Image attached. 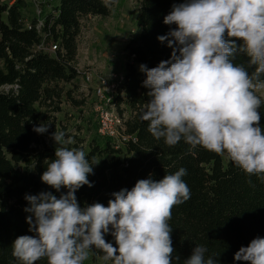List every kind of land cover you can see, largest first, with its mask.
<instances>
[{
  "label": "trees",
  "instance_id": "1",
  "mask_svg": "<svg viewBox=\"0 0 264 264\" xmlns=\"http://www.w3.org/2000/svg\"><path fill=\"white\" fill-rule=\"evenodd\" d=\"M115 1L57 0L49 12L27 20L25 0H0V264H20L12 255L13 241L21 235L35 236L26 220L31 214L24 211L29 206L25 196L51 191L59 198L68 191L50 188L41 175L55 158L57 146L51 135L60 130L57 114L62 112L64 98L77 106L85 104L65 88L81 75L77 67L81 20L108 17ZM181 2L139 0V33L126 44L123 79L117 82L112 102L120 115H125L129 138L116 147L107 137L103 144L93 139L86 145L79 126L76 133L69 134L72 143L65 147L83 150L91 164L97 163L88 176L93 186L84 185L75 195L82 207L97 202L107 206L114 192L131 190L150 174L151 179L160 180L184 168L187 174L182 179L191 195L172 208L173 264H183L196 245L206 247L205 258L215 257L217 264H246L235 261L234 254L252 239L264 238V178L249 176L226 154L193 148L183 139L168 146L164 138H154L149 122L141 119L150 98L149 89L143 86L146 74L139 66L152 68L171 58L167 40L162 43L157 37L176 28L163 21L173 4ZM233 62L249 73L254 71L242 53H237ZM259 111L264 128L263 98ZM41 122L51 124L44 134L33 131ZM105 239L116 246L111 226ZM90 255L102 258L103 253L94 249ZM36 264H47V259Z\"/></svg>",
  "mask_w": 264,
  "mask_h": 264
},
{
  "label": "clouds",
  "instance_id": "2",
  "mask_svg": "<svg viewBox=\"0 0 264 264\" xmlns=\"http://www.w3.org/2000/svg\"><path fill=\"white\" fill-rule=\"evenodd\" d=\"M164 24L176 25L167 35L171 58L156 67L139 66L146 74L143 86L150 98L141 114L149 132L168 146L182 139L195 148L228 158L249 176L264 178V128L260 126L264 89V0H183L173 4ZM242 41V43H237ZM237 53L248 57L249 71L233 61ZM40 123L33 131L48 132ZM55 158L41 181L55 189L26 195V220L32 235L13 241L12 255L20 264H84L93 250L110 264H173L174 248L169 221L172 208L190 199L180 168L160 180H138L131 190L114 192V199L81 206L75 195L92 165L83 150L68 148L72 140L63 130L51 135ZM115 245L105 239L110 232ZM207 248L196 245L183 264H217L205 258ZM179 261V256H175ZM235 261L264 264V238L256 237L234 254Z\"/></svg>",
  "mask_w": 264,
  "mask_h": 264
},
{
  "label": "rangeland",
  "instance_id": "3",
  "mask_svg": "<svg viewBox=\"0 0 264 264\" xmlns=\"http://www.w3.org/2000/svg\"><path fill=\"white\" fill-rule=\"evenodd\" d=\"M25 1L26 6L23 13L27 20L49 12L57 2V0ZM139 7V0H116L110 6L108 17L87 16L82 18L81 32L77 38V67L81 75L73 83L66 84L65 88L73 92L72 97L75 100L84 99L85 104L77 106L71 99L64 98L61 105L62 112L57 114V118L60 122L59 128L66 133L67 138L72 140L69 134L76 133L79 126L81 128L79 136L85 139L86 145L93 139L100 144L105 142L106 139L98 132L93 87L98 85L100 75L120 76L123 73L127 60L126 44L139 33L136 23ZM83 73L91 75V82H87ZM257 94L264 99V89L259 90ZM84 264L110 263L103 261L100 257L94 258L90 255Z\"/></svg>",
  "mask_w": 264,
  "mask_h": 264
},
{
  "label": "built area",
  "instance_id": "4",
  "mask_svg": "<svg viewBox=\"0 0 264 264\" xmlns=\"http://www.w3.org/2000/svg\"><path fill=\"white\" fill-rule=\"evenodd\" d=\"M52 49H56L53 46ZM87 82H91V75L83 73ZM122 75H100L98 85L94 88L96 98L95 112L97 114L98 132L102 137H107L114 141L119 147L129 136L126 134L125 115L122 116L117 108L112 104L117 91V82L122 81Z\"/></svg>",
  "mask_w": 264,
  "mask_h": 264
}]
</instances>
